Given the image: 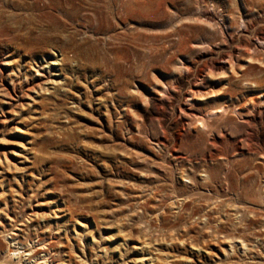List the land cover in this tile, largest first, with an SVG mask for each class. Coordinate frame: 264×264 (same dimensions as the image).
<instances>
[{
    "label": "rangeland",
    "instance_id": "374dc122",
    "mask_svg": "<svg viewBox=\"0 0 264 264\" xmlns=\"http://www.w3.org/2000/svg\"><path fill=\"white\" fill-rule=\"evenodd\" d=\"M0 264H264V0H0Z\"/></svg>",
    "mask_w": 264,
    "mask_h": 264
},
{
    "label": "bare ground",
    "instance_id": "6f19581e",
    "mask_svg": "<svg viewBox=\"0 0 264 264\" xmlns=\"http://www.w3.org/2000/svg\"><path fill=\"white\" fill-rule=\"evenodd\" d=\"M10 253H12V252H10ZM14 256V255H13Z\"/></svg>",
    "mask_w": 264,
    "mask_h": 264
}]
</instances>
